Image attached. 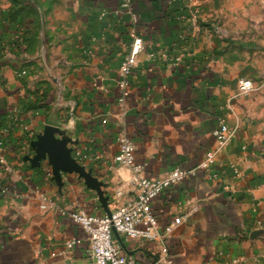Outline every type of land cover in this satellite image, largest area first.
<instances>
[{
    "label": "crops",
    "instance_id": "obj_1",
    "mask_svg": "<svg viewBox=\"0 0 264 264\" xmlns=\"http://www.w3.org/2000/svg\"><path fill=\"white\" fill-rule=\"evenodd\" d=\"M130 2L135 24L121 0H0V264H89L86 235L68 214L105 212L76 175L62 174L58 187L45 162L33 168L25 159L46 125L71 139L73 158L109 197L117 189L133 195L131 171L114 163L121 134L142 176L156 179L195 169L214 147L219 119L234 134L216 158L215 179L196 170L151 203L165 252L115 239L138 263L264 264L261 114L248 112L254 121L244 125L228 64L212 63L203 44L196 0ZM132 28L144 50L122 95Z\"/></svg>",
    "mask_w": 264,
    "mask_h": 264
},
{
    "label": "built area",
    "instance_id": "obj_2",
    "mask_svg": "<svg viewBox=\"0 0 264 264\" xmlns=\"http://www.w3.org/2000/svg\"><path fill=\"white\" fill-rule=\"evenodd\" d=\"M130 3V0H121L120 8L135 24L137 18L131 10ZM192 14L194 15L193 12ZM130 35L132 40L129 51L121 61L117 81L122 95L127 89L128 80L137 64V59L144 50V42L141 37L136 35L133 28ZM252 89L253 85L250 81L241 80L238 82L240 93L245 94ZM233 134L234 130L229 128L224 120L219 119L212 130L214 147L205 153L201 163L195 169L184 170L177 167L156 179H147L142 176V168L133 164V143L124 134H121L119 136V152L114 157V163L131 171L132 177L129 184L133 188V195H127L122 189L115 190L107 201L109 215H87L81 210L68 214L86 235L89 264H161V259H157L153 263H138L131 256L125 255L113 232L131 241L153 243L163 254L165 252L164 236L152 214V201L165 190L175 188L183 180L194 175L196 170H202L208 178L215 179L216 158L229 143ZM3 191V187L0 186V193ZM40 208L45 210L47 203H43ZM181 220V216L176 217L172 225L180 224ZM256 224L259 226L260 222ZM75 243V239L66 241L65 249H72Z\"/></svg>",
    "mask_w": 264,
    "mask_h": 264
},
{
    "label": "rangeland",
    "instance_id": "obj_3",
    "mask_svg": "<svg viewBox=\"0 0 264 264\" xmlns=\"http://www.w3.org/2000/svg\"><path fill=\"white\" fill-rule=\"evenodd\" d=\"M196 1L198 3L193 5L191 12L197 25L207 30L203 44L210 47V59L214 64L218 60L219 64L221 61L222 64H228L236 86L233 98H242L244 101L241 103V109L245 112L244 125L254 121L248 112L256 114L258 111L261 114L258 120L263 135L264 0ZM241 80L250 81L253 89L245 94L240 93L238 82ZM262 141L264 147V137Z\"/></svg>",
    "mask_w": 264,
    "mask_h": 264
},
{
    "label": "water",
    "instance_id": "obj_4",
    "mask_svg": "<svg viewBox=\"0 0 264 264\" xmlns=\"http://www.w3.org/2000/svg\"><path fill=\"white\" fill-rule=\"evenodd\" d=\"M70 144H72L71 139L63 137L57 127L46 125L42 133L37 135L30 143L34 155L25 159L30 162L33 168H40L42 163L45 162L50 168L52 179L58 187L62 185V174L76 175L83 180L88 189L96 193L101 208L106 215H109L108 197L105 196L102 190L103 184L73 158ZM113 235L119 240L117 233L113 232Z\"/></svg>",
    "mask_w": 264,
    "mask_h": 264
}]
</instances>
